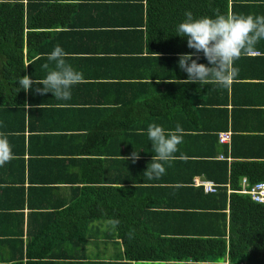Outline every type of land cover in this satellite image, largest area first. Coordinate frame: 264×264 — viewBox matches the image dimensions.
Segmentation results:
<instances>
[{
    "label": "trees",
    "instance_id": "1",
    "mask_svg": "<svg viewBox=\"0 0 264 264\" xmlns=\"http://www.w3.org/2000/svg\"><path fill=\"white\" fill-rule=\"evenodd\" d=\"M241 7L239 0H0V132L14 153L0 166V264L82 261L91 223L106 220L109 238L120 241L127 262L264 264V204L239 192L242 178L247 188L264 181V132H249L264 129L249 125L264 121V107L250 108L264 100L251 93L249 101L240 99L247 97L240 80L264 74V51L259 47L263 55L253 56L255 61L239 58L227 88L183 84L188 74L178 63L180 54L195 52L188 37L176 34L187 11L194 18L215 17L238 15ZM90 26L106 30H86ZM98 33L110 36V44ZM119 33L127 43H115ZM90 37L94 44L103 40L100 52L117 54L86 62L94 57L83 53L97 51L84 41ZM57 45L81 52L66 59L83 77L71 99L19 88L23 75L42 79L48 71L43 64L55 67L47 56ZM196 56L208 63L202 52ZM94 103L105 105L97 108L101 121L91 116ZM53 104L68 118L71 112L74 121L65 125L35 116L51 112ZM153 123L165 130L179 124L183 139L200 148L178 150L165 173L149 180L144 172L155 152L147 129ZM228 125L229 146L217 137ZM135 149V163L122 157ZM220 153L224 158L218 160ZM77 161L100 170L78 172ZM194 175L216 183V191L192 185ZM62 188L68 196H61Z\"/></svg>",
    "mask_w": 264,
    "mask_h": 264
},
{
    "label": "clouds",
    "instance_id": "2",
    "mask_svg": "<svg viewBox=\"0 0 264 264\" xmlns=\"http://www.w3.org/2000/svg\"><path fill=\"white\" fill-rule=\"evenodd\" d=\"M186 19L179 23L176 34L188 37V47L195 52L182 53L179 56V66L188 75L187 79L180 80L183 84H219L230 87L238 70L235 62L242 56L248 55L255 45L264 40V15H216L194 18L191 11L185 13ZM202 52L208 63H199V56L193 59L196 53ZM69 53L57 45L48 54V61L54 62L55 67L50 68L48 63L42 65L47 75L42 79H33L30 75H23L19 81V88L28 92L35 89L40 95L49 92L54 94L57 100H70L71 89L83 79L82 73L75 70L66 59ZM28 65H26L27 67ZM168 82H175L169 80ZM159 83V80L157 81ZM41 85L43 87H41ZM26 107H30L27 103ZM43 107V104L39 105ZM143 134V129L138 131ZM149 140L153 144L155 156L149 163L144 175L149 179H158L166 169L165 165L174 159V154L179 150L186 134L182 126L177 124L175 130H165L157 124L149 125L147 129ZM133 163L140 159V152L136 149L129 156H122ZM14 159L12 145L8 136L0 132V166Z\"/></svg>",
    "mask_w": 264,
    "mask_h": 264
},
{
    "label": "crops",
    "instance_id": "3",
    "mask_svg": "<svg viewBox=\"0 0 264 264\" xmlns=\"http://www.w3.org/2000/svg\"><path fill=\"white\" fill-rule=\"evenodd\" d=\"M239 4L245 7H241L239 8V12L238 15H253V16H259V15H264V0H239ZM262 5V6H261ZM86 17H88V15H86ZM88 28H102V30H106V27H87L86 30H90ZM141 29H143V27H140ZM120 31L119 28H114ZM52 32H57L59 30H61V28H53L50 29ZM68 30V29H65ZM92 30H100L101 29H92ZM98 34H102V36L106 39V45H109L111 42V39L109 38L110 36L103 34V33H98ZM121 34V36H119ZM115 39V43H119V44H123V43H127V36H123L122 33H119L118 36H114ZM92 37H90L89 39L84 38V41L89 43L91 47H95L97 49V51H87L85 53H83V56H91L94 57V59L92 61L88 60L86 62H92V63H96L98 61L103 60L106 57L109 56H115L117 54V51H115L114 53H112L113 50L108 51V52H100L101 46L103 44V40L102 39H98L95 44L94 41L92 42ZM59 43L64 42L65 40H58ZM67 42V41H66ZM67 44V43H66ZM74 44V41L69 42V44H67L68 46H72ZM100 44V45H99ZM125 47V44L123 45ZM259 47H261V50L264 51V40H260L254 47V50L248 54V55H242L240 58L242 59V62L245 61H255V59H253V56L256 55H263V53H261L262 51H259ZM120 50V49H119ZM69 53V56H79V53H72V52H80V51H66ZM91 52V54H90ZM81 53V52H80ZM71 62H74L77 60L78 63L81 61L80 59H76L74 57H72ZM74 63H72V65H74ZM254 69H256L257 67H253ZM93 81V80H91ZM240 81H243L244 83H246V93H247V97H241L240 99L242 101H249L248 96L250 95V93L252 95H254L253 99H259V100H264V74L260 73V76L258 77H254V78H242ZM253 84V86H252ZM91 106H95L94 109L91 110V116L92 117H96L98 119H100L101 121V112L97 109L100 107H105V105H102L101 103H94V104H90ZM119 106V105H117ZM39 107V106H38ZM43 107H45L46 109L48 107H50V104H43ZM66 107V106H65ZM69 107V106H68ZM111 107H116L115 105H111ZM230 107V106H229ZM264 107V105L261 106H254V107H250V108H262ZM27 108V107H25ZM53 110L47 111L45 110V114H37L35 116H37V118H39V120H43L45 122H54V123H63L65 125H67L66 121L68 119L74 121L73 114H71V112L69 113V116L71 118H68L64 115H62V111L60 113V107L58 104H53ZM64 108V107H63ZM71 108V107H69ZM75 118V117H74ZM112 118V117H111ZM252 123V122H249ZM254 124H249V125H254V127L256 128H260V127H264V121L260 120V119H256L253 122ZM228 129L231 132V134H233V132L231 131L230 125H228ZM78 130H73L70 132H75ZM225 131V130H222ZM220 132V131H219ZM252 132L254 134H258L259 132H264V129H254L253 131H249ZM29 134V131L25 132V155H24V162L26 164H28V151H27V136ZM257 139V138H256ZM219 143V142H218ZM221 144V143H220ZM230 144V143H229ZM227 145V144H226ZM229 146V145H227ZM197 148H200L198 146H195L194 144L191 146L189 144V142L187 141V139H183V143H181L178 146L179 151H185L186 149H192V151H195ZM122 149L125 150L124 147H122ZM36 150L33 148V152L36 155H40V153L35 152ZM126 151V150H125ZM219 155H222L221 153ZM219 155L216 157L218 160L219 159H223V158H219ZM223 156V155H222ZM34 157V155H33ZM41 159H45V158H41ZM101 162L102 165H104L101 161V159H103V157L98 158ZM105 159V158H104ZM227 161H231V158L229 156L226 157ZM77 163V165L79 166L77 168V171L79 172L80 170L85 172L86 174H90V175H96L97 171L100 170V168H95L91 165H89V168H86L83 166V163L80 162H75ZM82 166V168H81ZM200 177L202 179L205 180H209L206 179L203 175H194V177ZM193 177V178H194ZM211 181V180H210ZM62 192L61 196H68L69 195V191L65 188H62ZM203 189V188H202ZM204 191V189H203ZM205 192V191H204ZM208 193V192H205ZM27 211V210H26ZM91 230H90V236L88 237L89 241L87 242L86 245V256L85 258L82 259V261H76V262H64L61 264H186V263H190V262H172V261H130L127 262L125 261L124 257H123V248L122 245L120 243V241L118 239L115 238V240H111V233L109 232L111 229V224L109 221H94L91 223L90 225ZM108 235V238L110 240H108L107 238H105ZM200 264H206L205 262H202ZM226 264H228V261H226Z\"/></svg>",
    "mask_w": 264,
    "mask_h": 264
},
{
    "label": "built area",
    "instance_id": "4",
    "mask_svg": "<svg viewBox=\"0 0 264 264\" xmlns=\"http://www.w3.org/2000/svg\"><path fill=\"white\" fill-rule=\"evenodd\" d=\"M218 142L222 144L229 145L231 132L229 130L220 131L217 133ZM219 158H224L222 155H219ZM192 185L201 186L205 192H215L217 184L210 180H205L200 177H194ZM242 189L239 190L241 193L248 194L251 199L255 202L264 204V181H259L247 188V181L245 178L241 179Z\"/></svg>",
    "mask_w": 264,
    "mask_h": 264
}]
</instances>
